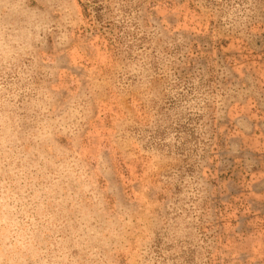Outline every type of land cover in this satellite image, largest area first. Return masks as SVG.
<instances>
[{
  "label": "rangeland",
  "instance_id": "obj_1",
  "mask_svg": "<svg viewBox=\"0 0 264 264\" xmlns=\"http://www.w3.org/2000/svg\"><path fill=\"white\" fill-rule=\"evenodd\" d=\"M0 264H264V0H0Z\"/></svg>",
  "mask_w": 264,
  "mask_h": 264
}]
</instances>
